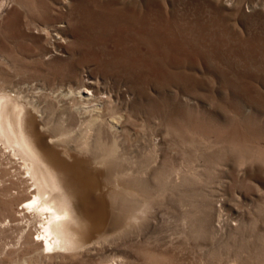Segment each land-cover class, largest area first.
<instances>
[{
    "label": "rangeland",
    "instance_id": "374dc122",
    "mask_svg": "<svg viewBox=\"0 0 264 264\" xmlns=\"http://www.w3.org/2000/svg\"><path fill=\"white\" fill-rule=\"evenodd\" d=\"M0 89L74 129L98 116L115 152L92 163L30 109L87 162L95 229L43 251L31 182L0 145V264H264V0H0Z\"/></svg>",
    "mask_w": 264,
    "mask_h": 264
},
{
    "label": "bare ground",
    "instance_id": "6f19581e",
    "mask_svg": "<svg viewBox=\"0 0 264 264\" xmlns=\"http://www.w3.org/2000/svg\"><path fill=\"white\" fill-rule=\"evenodd\" d=\"M80 88L87 96L91 94L92 83L83 84ZM24 99L20 96V92L0 89V145L20 160L23 172L33 187L32 197L24 202L25 207L22 209H27L28 212L41 219L42 232L40 237L34 241L41 245L43 251L47 250V254H52L58 249L63 252L75 250L83 245L88 232L94 228V226L84 225L86 218L82 213L84 206L88 203V190L92 187L89 177L92 174L86 172L88 169L85 168L87 163L85 160L82 158V160H77L74 156L75 158L68 162L54 149L56 146L53 148L51 144H47L48 141H45L43 132L37 131L39 130L37 129L38 119H41L42 127L48 129V135L51 137V139L48 138L49 140L58 145L62 143L65 148L85 152L96 165L99 162L94 160L90 154L93 149H100L103 159H106L115 155L114 148L101 145L103 142L98 143L101 139L98 137H101V126L98 122L96 123L98 116L78 120L80 126L74 129L73 123H68V121L77 122V114L69 113L65 108L59 112L60 115L57 114V117H54V112L58 109L55 105L45 103L40 107V103ZM30 109L40 115L37 121ZM65 115L66 119L63 118ZM68 153H65L67 157L73 158L72 154ZM73 179L78 180L79 185L81 184L86 190L83 192L75 190L70 183ZM113 195L115 204H123L121 208L123 210L128 202L120 200L119 194L118 196ZM138 206L134 204L131 208L133 214H137ZM102 239L104 240V236Z\"/></svg>",
    "mask_w": 264,
    "mask_h": 264
}]
</instances>
